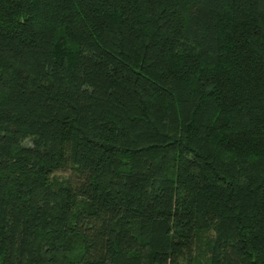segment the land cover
Here are the masks:
<instances>
[{
  "label": "trees",
  "instance_id": "obj_1",
  "mask_svg": "<svg viewBox=\"0 0 264 264\" xmlns=\"http://www.w3.org/2000/svg\"><path fill=\"white\" fill-rule=\"evenodd\" d=\"M0 264H264V0H0Z\"/></svg>",
  "mask_w": 264,
  "mask_h": 264
},
{
  "label": "rangeland",
  "instance_id": "obj_2",
  "mask_svg": "<svg viewBox=\"0 0 264 264\" xmlns=\"http://www.w3.org/2000/svg\"><path fill=\"white\" fill-rule=\"evenodd\" d=\"M58 177H60V176L58 175Z\"/></svg>",
  "mask_w": 264,
  "mask_h": 264
}]
</instances>
